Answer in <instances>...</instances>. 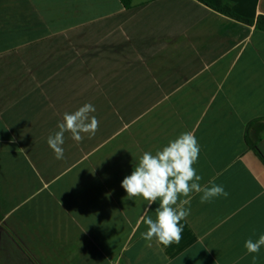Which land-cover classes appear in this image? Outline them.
Instances as JSON below:
<instances>
[{
    "label": "crops",
    "instance_id": "1",
    "mask_svg": "<svg viewBox=\"0 0 264 264\" xmlns=\"http://www.w3.org/2000/svg\"><path fill=\"white\" fill-rule=\"evenodd\" d=\"M0 0V264H264V0ZM90 103L99 129L64 158L47 138ZM200 146L179 244L142 238L159 200L121 184L184 132ZM185 199V197H181ZM149 243L151 246H149Z\"/></svg>",
    "mask_w": 264,
    "mask_h": 264
},
{
    "label": "clouds",
    "instance_id": "2",
    "mask_svg": "<svg viewBox=\"0 0 264 264\" xmlns=\"http://www.w3.org/2000/svg\"><path fill=\"white\" fill-rule=\"evenodd\" d=\"M94 112L95 107L87 103L72 113L63 114L62 122L58 123L59 131L47 138L56 159L64 158L62 145L66 132L76 142L82 141L84 134L89 138L96 134L99 121L91 115ZM199 152L200 146L194 134L184 132L155 154L144 152L132 173L123 179L121 186L129 199L142 197L148 205L159 200L155 219L147 215V209L143 217L147 231L142 233V238L146 241L155 239L158 245L164 247L180 243L183 233L180 222L190 215V208L185 205L190 204L191 193H202L201 203L214 197L228 196L220 185L212 184L208 187L199 183L202 177L193 167L198 161ZM262 246L264 235H260L255 241L249 238L244 244L248 254L259 253ZM252 259L255 264L256 256L253 255Z\"/></svg>",
    "mask_w": 264,
    "mask_h": 264
},
{
    "label": "trees",
    "instance_id": "3",
    "mask_svg": "<svg viewBox=\"0 0 264 264\" xmlns=\"http://www.w3.org/2000/svg\"><path fill=\"white\" fill-rule=\"evenodd\" d=\"M199 1L227 16L233 17L238 20L246 21L249 23L254 22V20L245 19L237 15L232 9V4L227 0H199ZM125 3L129 5L130 0H125ZM257 27L259 29L264 30V16L259 17V19L257 20ZM249 129L251 130V133L248 134L246 137L247 144L251 149L257 150V144L261 139V134L264 133V118H257L253 120L250 124Z\"/></svg>",
    "mask_w": 264,
    "mask_h": 264
}]
</instances>
